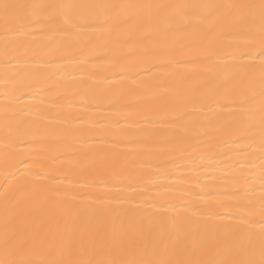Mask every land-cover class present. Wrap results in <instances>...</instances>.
<instances>
[{
    "label": "snow or ice",
    "instance_id": "snow-or-ice-1",
    "mask_svg": "<svg viewBox=\"0 0 264 264\" xmlns=\"http://www.w3.org/2000/svg\"><path fill=\"white\" fill-rule=\"evenodd\" d=\"M0 65V264H264V0H0Z\"/></svg>",
    "mask_w": 264,
    "mask_h": 264
},
{
    "label": "bare ground",
    "instance_id": "bare-ground-1",
    "mask_svg": "<svg viewBox=\"0 0 264 264\" xmlns=\"http://www.w3.org/2000/svg\"><path fill=\"white\" fill-rule=\"evenodd\" d=\"M96 63L103 64V61H98ZM2 67V65H0ZM81 68L79 66L74 65L72 69V74L74 76L80 75ZM105 74H108L107 72ZM63 75V74H62ZM65 79L67 80L68 77L65 76ZM116 79H119L118 77ZM3 89L0 88V92H2ZM77 100L82 99V97H77ZM3 103V96L0 95V105ZM125 112H129L131 114L125 116L122 114H118L115 110L109 108L107 105L101 104L98 108L91 109L87 115L94 116L97 120H100L101 122L107 120L112 122V127L108 131V136H128V137H142L145 134V131L148 128H151L152 125L144 124L143 123V116L148 115V113L140 112L135 113L131 112V110H123ZM27 119L37 120L40 118V114L33 110V114L26 117ZM120 120V125H115V121ZM141 120L140 125H136L135 121ZM127 121V122H126ZM99 135H104L103 132H101ZM98 138V137H97ZM147 145H140V144H133V145H127L126 147L130 148H142L146 147ZM143 163L145 167H149L151 164L155 163L154 161L148 160L146 157L143 158ZM3 177H2V170H0V183H2ZM51 221H46L45 226L47 224H50Z\"/></svg>",
    "mask_w": 264,
    "mask_h": 264
}]
</instances>
